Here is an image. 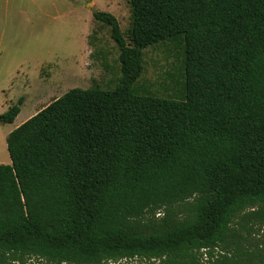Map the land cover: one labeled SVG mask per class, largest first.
Masks as SVG:
<instances>
[{"label":"trees","instance_id":"1","mask_svg":"<svg viewBox=\"0 0 264 264\" xmlns=\"http://www.w3.org/2000/svg\"><path fill=\"white\" fill-rule=\"evenodd\" d=\"M121 78L73 88L6 136L0 264H264V0H128ZM181 44L184 96L140 93ZM22 100L0 115L11 124Z\"/></svg>","mask_w":264,"mask_h":264},{"label":"rangeland","instance_id":"2","mask_svg":"<svg viewBox=\"0 0 264 264\" xmlns=\"http://www.w3.org/2000/svg\"><path fill=\"white\" fill-rule=\"evenodd\" d=\"M113 15L127 39L128 0H0V115L19 99L13 123L0 124V164H10L6 136L73 88L112 90L121 78L110 28L93 12ZM181 44L167 41L143 51L134 87L167 100L184 96Z\"/></svg>","mask_w":264,"mask_h":264},{"label":"crops","instance_id":"3","mask_svg":"<svg viewBox=\"0 0 264 264\" xmlns=\"http://www.w3.org/2000/svg\"><path fill=\"white\" fill-rule=\"evenodd\" d=\"M24 121H26V120H23V122H24ZM23 122H21V123H23ZM21 123H20V124H21ZM20 124H18L17 126H19ZM17 126H15L13 129H15ZM11 131H12V130H11ZM11 131H10V132H11ZM10 132H9V133H10ZM9 133H8V134H9ZM8 134H7V135H8Z\"/></svg>","mask_w":264,"mask_h":264}]
</instances>
